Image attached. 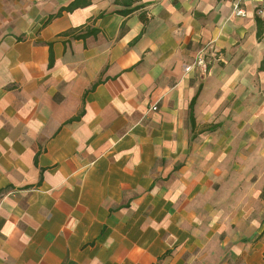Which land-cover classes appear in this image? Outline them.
Here are the masks:
<instances>
[{"label": "crops", "instance_id": "0c3cea01", "mask_svg": "<svg viewBox=\"0 0 264 264\" xmlns=\"http://www.w3.org/2000/svg\"><path fill=\"white\" fill-rule=\"evenodd\" d=\"M70 1L0 0V264H264V2Z\"/></svg>", "mask_w": 264, "mask_h": 264}, {"label": "trees", "instance_id": "16d2710c", "mask_svg": "<svg viewBox=\"0 0 264 264\" xmlns=\"http://www.w3.org/2000/svg\"><path fill=\"white\" fill-rule=\"evenodd\" d=\"M123 1H125V0H123ZM90 2H91V0H71L68 4H66L64 6H61L56 12L49 14L47 19H46V21L50 20L54 16L60 15L63 11H71V10H73L76 7L87 5ZM135 8H137V6L134 7L133 9H135ZM127 11H129V10H125L124 12H127ZM140 17L142 18L143 21L146 20V16H145V14L143 12L140 13ZM78 29L79 28H71V29L67 30L65 33L71 34L73 37L79 38V37H85L88 34H95L97 32L96 28H89V29H87L84 32H78ZM261 31H262L261 29L257 30V36L261 35ZM261 66L262 65H260V67ZM193 100L194 99L192 98V100L190 102V107L191 108H192V105H193ZM190 118H191V123H192V126H193L194 118H193L192 110L190 111Z\"/></svg>", "mask_w": 264, "mask_h": 264}, {"label": "built area", "instance_id": "2783aa9c", "mask_svg": "<svg viewBox=\"0 0 264 264\" xmlns=\"http://www.w3.org/2000/svg\"><path fill=\"white\" fill-rule=\"evenodd\" d=\"M244 1L245 0H233V8L237 14H244V6H243ZM260 1L264 2V0H260ZM259 8H260V10L261 9L263 10V7H259ZM204 54H205L204 51L197 52L193 63L204 67L205 66ZM190 67H191V65H188L185 67V69L189 70Z\"/></svg>", "mask_w": 264, "mask_h": 264}]
</instances>
